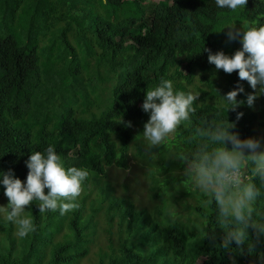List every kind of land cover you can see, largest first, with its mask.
<instances>
[{"label":"trees","instance_id":"16d2710c","mask_svg":"<svg viewBox=\"0 0 264 264\" xmlns=\"http://www.w3.org/2000/svg\"><path fill=\"white\" fill-rule=\"evenodd\" d=\"M253 20L264 26V0H248L236 12L215 0H0V173L11 171L26 182L32 152L53 145L66 167L91 174L78 209L40 213L39 201L26 208L36 226L27 237L0 214V264H264V239L253 251L246 244L241 252L234 243L224 249L215 204H206L197 189L178 187L185 176L173 174L186 167L176 154L189 146L196 126L227 118L241 140L250 139L257 124L264 127L260 86L254 90L238 72L229 75L208 62L209 50L229 56L242 50V37L230 41L224 28L242 29ZM162 78L199 98L191 124L159 146L169 153L143 173L167 210L161 216L116 197L107 168L128 170L132 150L148 166L141 140L150 113L142 105L146 90ZM239 87L242 103L227 112L221 97ZM249 95L257 96L252 106ZM172 189L193 197L184 219L170 210ZM258 206L264 211V200ZM98 215L108 225L117 219L118 239L89 262Z\"/></svg>","mask_w":264,"mask_h":264},{"label":"clouds","instance_id":"9594fccd","mask_svg":"<svg viewBox=\"0 0 264 264\" xmlns=\"http://www.w3.org/2000/svg\"><path fill=\"white\" fill-rule=\"evenodd\" d=\"M215 2L217 7L232 12L248 4V0ZM257 24L255 20L245 21L242 29H237L236 24L227 25L224 29H228L230 41L242 37V50L232 56L222 51L211 54L209 50L208 62L226 74L238 72L241 81H247L254 90L259 85L258 94H264V26ZM243 91L239 87L221 97L227 112L240 107L242 102L237 101V96ZM198 98L192 92L176 90L172 80L163 78L157 86L146 90L142 109L150 113V118L142 135L149 149L164 145L182 125L191 124ZM256 99V95H249L247 104L252 106ZM242 115L238 113L237 119ZM234 127L227 118L196 126L188 137L189 146L181 149L176 158L186 165V182L208 197L206 204H215L216 223L224 233L221 246L227 250L234 243L243 252L247 244L248 250L253 251L255 244L264 239V211L258 206L264 200V151H259V140L239 139L238 134L230 131ZM26 166L29 170L26 183L14 178L11 171L0 173L8 199L0 212L5 213L6 221L17 225L21 238L36 231L33 219L25 215L26 208L39 201L40 213L59 211L65 215L78 209L76 201L91 175L86 168L66 167L53 145L44 152H32ZM250 230L255 236L252 243H249ZM211 238L215 240L214 236Z\"/></svg>","mask_w":264,"mask_h":264},{"label":"rangeland","instance_id":"374dc122","mask_svg":"<svg viewBox=\"0 0 264 264\" xmlns=\"http://www.w3.org/2000/svg\"><path fill=\"white\" fill-rule=\"evenodd\" d=\"M154 1H159V0H154ZM144 129V125H143ZM172 139V138H171ZM170 139V140H171ZM250 139H255L260 141V149L259 151H264V127H261L260 125H256L254 128V134ZM142 151L144 155L146 156L148 161V166L143 167V161H137V158L133 157V150L132 154L130 153L129 157V169L128 170H121L114 168V166L108 167L107 168V180L110 181L113 185V188L115 189L114 195L116 197H123L133 203V205L136 206V208H146L147 210H150L152 213H156L155 211H159L160 215L162 216V211L163 214H168L166 209H163L161 206V202L158 201V199L152 195L151 191L149 190V183L146 180L145 177L143 176V173H151L153 169V165L159 162V157L164 156L165 153L169 149L166 147H162L159 149L158 147L149 149L147 146V141L143 138L142 136ZM164 145H168V142L165 143ZM159 149V150H158ZM160 154V155H159ZM143 167V168H142ZM174 170V169H172ZM173 174L176 175V177H184V170H174ZM164 176L169 177V173L165 174ZM163 174H159L158 178L163 179L164 178ZM167 178V177H165ZM164 178V179H165ZM26 183V182H25ZM178 187L184 188V190L189 193V187H191L192 191H196V189L188 183H180ZM179 190V189H178ZM172 195L176 199V203L173 207L170 208L171 211L179 214L184 217L187 216V212L184 208L185 205L193 204L194 200L193 197L189 195H182L180 192H178L176 189L171 190ZM94 195L91 196V199H93ZM153 200V201H152ZM155 204L153 207L151 204ZM8 204V199L4 195H2L0 199V207H6ZM151 209H148L150 208ZM29 207L27 208V210ZM1 216H5L4 212H0ZM98 226L96 224V230H97V235L95 239V243L91 247V251L89 253V262L94 261L95 253L99 251V249L104 248L108 240L114 239L115 241L118 239V230H119V224L117 219L113 221L111 225H108L105 223V219L103 215H98ZM95 223V222H94ZM94 230V227L91 228V230ZM87 233H89V230H87Z\"/></svg>","mask_w":264,"mask_h":264}]
</instances>
